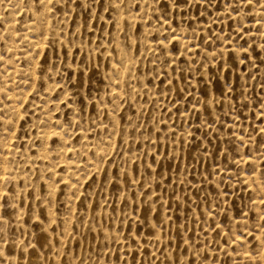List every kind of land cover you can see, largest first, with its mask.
Wrapping results in <instances>:
<instances>
[{
    "label": "rangeland",
    "instance_id": "obj_1",
    "mask_svg": "<svg viewBox=\"0 0 264 264\" xmlns=\"http://www.w3.org/2000/svg\"><path fill=\"white\" fill-rule=\"evenodd\" d=\"M82 2L0 0V260L263 264L264 9Z\"/></svg>",
    "mask_w": 264,
    "mask_h": 264
},
{
    "label": "snow or ice",
    "instance_id": "obj_2",
    "mask_svg": "<svg viewBox=\"0 0 264 264\" xmlns=\"http://www.w3.org/2000/svg\"><path fill=\"white\" fill-rule=\"evenodd\" d=\"M49 3L53 4V7L55 8L56 5L53 3V0H48ZM94 2H101L102 0H94ZM123 2V0H122ZM37 3L39 5H41V10L43 8V4H44V0H37ZM68 3H75L77 5V7L83 8V9H90L91 8V4H87L82 2V0H68ZM181 4L186 5V6H190L189 5V0H170V2L164 6V14L165 17H167L168 14V9L169 8H173V10H182L181 9ZM244 5L247 6V8L249 9V11L252 10V8L254 6H259L261 9H264V2H262V0H244ZM244 5H237L235 7H232V10L235 12H239L240 9L244 6ZM134 8L136 11H139V4L138 3H134ZM231 6V5H230ZM120 7V4H110V9L111 10H115L118 9ZM262 15H264V13H262ZM231 18V17H229ZM159 19V17H158ZM161 47H165L163 45V42H160ZM175 70V69H174ZM41 71H43V66H41ZM262 112H264V109H262ZM259 132L261 133L262 136V140H261V144L260 146L257 148V152L258 154L262 157V162H264V151H261V149H264V129H259ZM241 143L243 144V138L241 137ZM251 139V137H250ZM235 163L239 164V161H235ZM246 163L252 164L254 163V160L252 161H246ZM257 171L256 168H252V172L251 174H254ZM262 176H264V172H262ZM251 199V198H250ZM253 203H255V201L253 200ZM260 204L264 205V195L261 196L260 198ZM236 215L238 217L243 218L244 220V227L247 228L248 226V221L252 220L254 223L258 224L260 229H264V208H262L260 213H257L255 209H249L247 212L244 211L243 207H241ZM237 223H239V221H236ZM156 226L153 225V228H155ZM220 225H214V229L215 228H219ZM254 231L255 229L252 230V232L250 233L252 235V240L257 241L259 244L264 245V240H261L259 237L254 235ZM229 232H231V227H229ZM238 233L239 235H233L232 239L235 240H240L241 236H245L246 233L243 230L238 229ZM224 236L227 237L228 233H224ZM158 239V237H157ZM242 244L244 243V241H240ZM225 243H228V240L225 239ZM248 245L250 247H252V251L256 252V247L252 245V241H248ZM249 256H251V253H247ZM0 255H2V253H0ZM227 255V254H226ZM205 259H207V256L205 257ZM0 264H7V258L5 257L3 260H0ZM188 264H196V260L194 257L190 258L188 261Z\"/></svg>",
    "mask_w": 264,
    "mask_h": 264
},
{
    "label": "bare ground",
    "instance_id": "obj_3",
    "mask_svg": "<svg viewBox=\"0 0 264 264\" xmlns=\"http://www.w3.org/2000/svg\"><path fill=\"white\" fill-rule=\"evenodd\" d=\"M46 1H47V0H46ZM53 2H55V0H54ZM45 3H46V2H45ZM56 3H57V1H56ZM48 4H49V3H48ZM57 5H58V3H57ZM39 6H41V5H39ZM46 6H47V5H46ZM61 6H62V5H61ZM61 6H59V8H60ZM40 8H41V7H40ZM44 8H45V6H44ZM254 8H255V7H254ZM254 8H253V10H254ZM257 9H259V8H257ZM47 10H48V9H47ZM253 10H252V11H253ZM261 10H262V9H261ZM255 11H256V10H255ZM257 11H258V10H257ZM259 11H260V10H259ZM259 11H258V12H259ZM39 12H40V11H39ZM52 12H53V11H52ZM255 13H256V12H255ZM53 14H54V13H53ZM55 14H56V13H55ZM256 14H257V13H256ZM260 14H262V13H261V12L258 13V15H260ZM64 16H65V15H64ZM256 16H257V15H256ZM256 16H255V14H254V18H256ZM261 16H263V15H261ZM261 16H260V17H261ZM257 18H258V16H257ZM257 18H256V21L258 20ZM262 19H263V17H262ZM262 19H260V20H262ZM120 20H121V19H120ZM123 21H124V20H123ZM254 21H255V20H254ZM39 22H40V21H39ZM120 22H121V21H120ZM261 22H262V21H261ZM261 22H258V23H261ZM253 23H254V22H253ZM39 24H40V23H39ZM48 24H49V23H48ZM254 24H255V23H254ZM28 25H29V24H28ZM28 25H27V27H28ZM31 25H32V23H31ZM165 25H166V24H165ZM255 25H256V24H255ZM29 26H30V25H29ZM32 26H33V25H32ZM42 26H43V25H42ZM45 26H46V25H45ZM252 26H254V25H252ZM252 26H251V27H252ZM38 27H39V26H38ZM169 27H170V26H169ZM32 28H35V27H32ZM36 28H37V27H36ZM43 28H44V27H43ZM252 28H253V27H252ZM258 28H259V30H260V28H262V26L260 25V27H259V24H258ZM28 29H30V28L28 27ZM39 29H40V27H39ZM32 30H34V29H32ZM48 30H49V28H48ZM253 30H254V28H253ZM263 30H264V29H263ZM26 31H27V30H26ZM34 31H35V30H34ZM43 31H44V30H43ZM253 32H254V31H253ZM256 32H257V31H256ZM256 32H254V33L257 34ZM31 33H32V32H31ZM49 33H51V31H49ZM55 33H56V31H55ZM254 33H253V36L255 35ZM51 34H52V33H51ZM51 34H50V37H51ZM250 34H251V33H250ZM250 34H249V35H250ZM258 34H259V33H258ZM173 35H174V34H173ZM53 36H54V34H53ZM55 36H56V35H55ZM57 36H58V34H57ZM174 36H175V35H174ZM183 36H185V35H183ZM50 37H49V38H50ZM59 37H60V36H59ZM170 37H171V36H170ZM170 37H169V38H170ZM255 37H257V36L255 35ZM47 38H48V36H47ZM49 38H48V40H49ZM52 38H53V37H52ZM262 38H263V37H262ZM53 39H54V38H53ZM174 39L176 40V38H174ZM174 39H172V40L175 41ZM45 40L47 41V39H45ZM169 40H170V39H169ZM172 40H171V41H172ZM179 40H180V39H179ZM23 41H24V40H23ZM27 41H28V40H27ZM41 41H42V40H41ZM43 41H44V40H43ZM59 41H60V40H59ZM180 41H182V40H180ZM49 42H51V41H49ZM190 42H191V41H190ZM25 43H26V42H25ZM29 43H30V42H29ZM29 43H28V46H29ZM61 43H62V41H61ZM64 43H65V42H64ZM163 43H164V42H163ZM178 43L183 44L182 42H178ZM32 44H35V42L33 43V41H32ZM32 44H31V45H32ZM37 44H38V42H37ZM44 44H45V43H44ZM46 44H48V43H46ZM46 44H45V46H46ZM54 44H55V43H54ZM57 44H59V43H57ZM164 44H165V43H164ZM164 44H163V45H164ZM166 44H167V43H166ZM169 44H170V42H169ZM184 44H185V43H184ZM184 44H183V45H184ZM31 45H30V46H31ZM38 45H39V44H38ZM38 45H37V48H38ZM160 45H161V44H160ZM179 45H180V44H179ZM186 45H187V44H185V46H186ZM42 46H43V48H44V45H42ZM42 46H41V47H42ZM58 46H61V45H58ZM164 46H165V45H164ZM39 47H40V46H39ZM166 47H167V46H166ZM182 47H183V46H181V48H182ZM187 47H189V42H188V46H187ZM26 48H27V47H26ZM178 48H179V47H178ZM183 48H184V47H183ZM185 48H186V47H185ZM185 48H184V49H185ZM232 48H233V47H232ZM29 49H31V47H30ZM165 49H166V48H165ZM230 49H231V48H230ZM230 49H229V50H230ZM43 50H44V49H43ZM186 50H187V49H186ZM192 50H195V48L192 49ZM32 51H33V49H32ZM38 51H39V49H38ZM182 51H183V50H182ZM33 52H34V51H33ZM42 52H43V51H42ZM191 52H194V51H191ZM35 53H37V52H35ZM235 53H236V52H235ZM25 54H26V53H25ZM39 54H40V53H39ZM224 54H225V53H224ZM25 56H26V55H25ZM26 57H28V56H26ZM25 59H26V58H25ZM28 59H29V58H28ZM29 60H30V59H29ZM19 73H20V72H19ZM26 73H27V72H26ZM23 74H24V73H23ZM21 75H22V74H21ZM29 75H30V74H29ZM22 76H23V75H22ZM30 76H32V75H30ZM113 93H115V92H113ZM114 96H115V95H114ZM117 96H118V95H117ZM107 111H108V110H107ZM111 126H112V125H111ZM47 133H49V132H47ZM45 134H46V132H45ZM50 135H52V134L50 133ZM42 136H43V135H42ZM44 136H45V135H44ZM70 151H71V150H70ZM70 151H69V153H70ZM71 152H72V151H71ZM242 159H244V158H242ZM246 159H247V158H246ZM249 160H250V159H249ZM251 160H252V159H251ZM251 160H250V161H251ZM241 161H242V160H241ZM246 161H248V159H247ZM246 161H245V163H244L245 165H247V164H246ZM255 163H256V161H255ZM241 164H242V163H241ZM245 165H244V166H245ZM253 165H254V163H253ZM256 165H257V164H255V166H256ZM240 166H241V165H240ZM251 166H252V165H250V168H249V169L252 168ZM256 167H257V166H256ZM254 168H255V167H254ZM257 168H258V167H257ZM251 171H252V170H251ZM252 175H254V174H252ZM244 176H245V175H244ZM244 176H243V177H244ZM249 176H250V175H249ZM255 177H256V176H255ZM241 178H242V177H241ZM247 178H248V176H247ZM250 178L252 179V177H250ZM256 178H257V177H256ZM244 179H245V178H244ZM248 179H249V178H248ZM255 180H256V179H255ZM251 181H252V180H251ZM245 182H246V180H245ZM245 182H243V183H245ZM251 183H252V182H251ZM260 189H261V188H260ZM261 193H262V192H261ZM257 201H258V200H257ZM255 203H256V202H255ZM253 204H254V203H253ZM254 205H255V204H254ZM254 205H253V207H255ZM240 240H241V239H240ZM240 240H239V241H240ZM236 241H237V240H236ZM241 241H242V240H241ZM254 241H255V240H254ZM257 243H258V242H257ZM231 244H233V243H231ZM234 244H235V242H234ZM241 244H242V243H241ZM243 245H244V244H243ZM243 245H241V246H243ZM231 246H232V245H231ZM233 246H234V245H233ZM244 246H245V245H244ZM244 246H243V247H244ZM246 246H247V245H246ZM258 246H260V244H259ZM229 247H230V246H229ZM239 247H240V246H239ZM263 247H264V246H263ZM261 249H262V248H261ZM242 250H243V248H242ZM245 250H246V251H247V250L251 251L250 249H245ZM239 251H240V250H239ZM249 251H248V253H249ZM258 251H259V250H258ZM258 251H257V252H258ZM262 251H263V250H262ZM242 252H244V251H242ZM251 253H252V252H251ZM260 253H261V252H260ZM239 254H241V253H239ZM243 254H244V253H243ZM261 254H262V253H261ZM244 255H245V254H244ZM246 255H247V254H246ZM237 256H238V255H237ZM248 256H249V255H248ZM242 257L244 258V256H242ZM245 257H246V256H245ZM250 257H252V255H251ZM239 258H240V257H239ZM243 258H241V259H243ZM256 258H257V257H256ZM259 258H260V257H259ZM250 259H251V258H250ZM260 259H261V258H260ZM248 260H249V259H248ZM248 260L246 259V261H248ZM252 260H253V259H252ZM255 260H256V259H255ZM255 260H254V261H255ZM261 260H263V259H261ZM243 261H245V259H244ZM243 261H242V262H243ZM246 261H245V262H246ZM256 261H258V259H257ZM240 262H241V261H240ZM245 262H244V263H245ZM247 263H248V262H247ZM247 263H246V264H247ZM249 263H250V260H249ZM252 263H253V262H252ZM255 263H256V262H255ZM240 264H241V263H240ZM256 264H258V263H256ZM260 264H261V263H260ZM263 264H264V262H263Z\"/></svg>",
    "mask_w": 264,
    "mask_h": 264
}]
</instances>
